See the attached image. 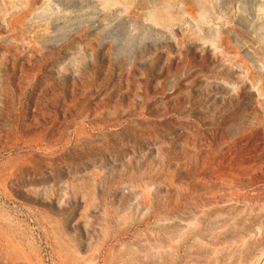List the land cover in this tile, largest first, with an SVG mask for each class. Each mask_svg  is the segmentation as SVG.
<instances>
[{"label":"rangeland","instance_id":"1","mask_svg":"<svg viewBox=\"0 0 264 264\" xmlns=\"http://www.w3.org/2000/svg\"><path fill=\"white\" fill-rule=\"evenodd\" d=\"M263 42L264 0H0V264H264Z\"/></svg>","mask_w":264,"mask_h":264},{"label":"bare ground","instance_id":"2","mask_svg":"<svg viewBox=\"0 0 264 264\" xmlns=\"http://www.w3.org/2000/svg\"><path fill=\"white\" fill-rule=\"evenodd\" d=\"M261 8H262V7H261ZM261 8H260V9H261ZM256 16H258V15H256ZM259 18H260V17H259ZM208 22H209V21H208ZM241 31H242V30H241ZM236 40H237V39H236ZM245 40H248V39H245ZM242 41H243V40H242ZM263 43H264V42H263ZM263 43H262V44H263ZM253 46H254V45H253ZM239 47H240V46H239ZM242 47H243V46H242ZM247 55H248V54H247ZM248 56H249V55H248ZM260 64H261V63H260ZM258 83H259V82H258ZM261 122H262V121H261ZM261 124H262V123H261ZM157 256H158V255H157ZM159 256H160V255H159Z\"/></svg>","mask_w":264,"mask_h":264}]
</instances>
